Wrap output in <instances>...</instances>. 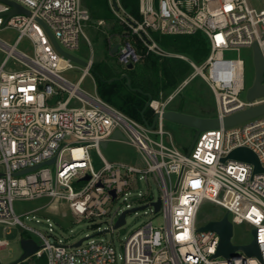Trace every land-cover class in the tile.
<instances>
[{
    "label": "built area",
    "instance_id": "1",
    "mask_svg": "<svg viewBox=\"0 0 264 264\" xmlns=\"http://www.w3.org/2000/svg\"><path fill=\"white\" fill-rule=\"evenodd\" d=\"M12 1L29 14L7 17L12 6L0 2V31H19L12 44L0 38V51L5 54L0 61V224L5 231L21 226L23 232L37 236L39 240L22 235L21 239H34L40 249L33 256H45L47 264H264V172L255 173L254 164L246 161H222L234 149L247 147L264 168V114L201 131L190 153L176 145L163 117L196 75L213 92L216 117L221 121L264 104V96L248 97L254 83L247 89L244 59L225 56L243 47L253 50L257 43L264 57V0L260 7L248 0H139L138 16L121 0H116L117 9L109 0L115 17L126 26L127 40L119 43L117 52L125 68L143 59L141 46L160 58L183 59L192 69L166 98L148 99L153 113L143 121L80 87L90 74L93 59L87 60L90 65L83 68L77 82L63 75L75 65L56 49L51 35L70 53L79 47L81 36L87 38L90 13L82 0ZM155 32L201 33L209 52L198 64L163 46ZM24 38L31 52L18 49ZM244 91L246 100L240 97ZM117 130L139 149L144 167L103 156V141H110ZM93 150L100 166H96ZM52 158L55 161L48 164ZM37 165L41 166L32 170ZM138 175L146 181L153 175L162 194L155 200L139 193L134 198L139 204L136 207L162 212L165 224L156 226L149 221L142 225L126 239L120 257L111 241L84 240L78 246L62 240L51 242L14 210L16 199H59L80 218L108 217L110 224L102 232H113L125 210L112 213L110 207L121 196L128 201L130 189L140 181ZM205 200L224 208L233 225L246 223L257 230L262 260L242 250L230 258L214 257L219 234L199 230L198 215ZM157 201L159 209L154 205ZM126 206L127 210L135 208L131 203ZM9 243L8 238H0V249Z\"/></svg>",
    "mask_w": 264,
    "mask_h": 264
},
{
    "label": "rangeland",
    "instance_id": "2",
    "mask_svg": "<svg viewBox=\"0 0 264 264\" xmlns=\"http://www.w3.org/2000/svg\"><path fill=\"white\" fill-rule=\"evenodd\" d=\"M248 1L251 5L256 7H260L261 5L260 0ZM125 32L126 26L118 21L116 17L109 21L90 20L85 27L87 38L81 36L79 47L71 52L84 60L93 59L92 66L106 61L109 67L113 69L116 74H119L122 71V67L120 66L118 55L115 56L112 54V48L123 41L122 37L125 35ZM18 36L19 31L15 28H5L0 31V38L11 44L15 42ZM18 49L31 52V47L27 38H24L18 44ZM184 54L194 59L198 64L202 62L188 53ZM4 56L5 54L0 51V61ZM225 56L228 58L240 57L244 59L246 87L249 89L254 83L256 74L253 61V50L243 47L239 51L226 52ZM142 63L143 61L140 62L138 66H141ZM74 65L75 67L64 71L63 75L75 83L81 76L84 66L75 62ZM191 72L192 69L186 76ZM80 87L89 94H98L97 79L92 70H90V74L82 79ZM166 96L167 93H161L158 99L163 100ZM240 97L246 100L247 91H244ZM168 109L182 110L211 117H216L218 112L213 92L199 75L194 76V78L189 81L180 94L177 95L174 101L168 106ZM165 124L166 128L172 133L176 145L182 150L189 149L195 139L196 129L168 120H165ZM66 140H70V137H67ZM93 153H95L94 150ZM102 154L109 161L141 167L146 165L139 149L135 145L122 140L110 141L108 147H102ZM95 163L96 166H100L101 164L97 154L95 155ZM0 169H3V166H1ZM140 176L141 175H138L137 178L140 179ZM139 193L147 194L148 198H154L155 200H158L162 194L153 175H150L148 181L143 178L135 182L127 197L128 201H125L124 197L121 196L112 203L110 207L111 212L114 213L116 211L122 212L127 210V203H131L132 207L138 206L139 204L134 201V198L138 196ZM13 206L15 213L21 216V219L26 225L39 230L46 235L51 242L62 240L69 244H75L82 239H84L85 242L92 240L95 242L111 241L116 249L118 257L123 254V245L126 239L142 225L149 221H152L156 226L165 224V218L162 212L154 213L147 207L146 209H139L127 213L125 225L118 227L113 232H102L104 229L108 228L110 224L108 217H95L92 219L80 218L71 212L67 202L59 199L47 197L34 200L16 199L14 200ZM225 213V209L221 206L205 200L198 215L199 224L203 226L210 220H218ZM252 230L253 227L246 223L234 224L232 242L236 245L250 243L254 238ZM21 235L22 237H33L35 240H39L38 237L32 233L23 232L21 226H14L5 231L3 225L0 224V238H8L10 240L7 247L0 249L1 264H10L21 257L23 253ZM238 252H241V250ZM25 263L24 261V264Z\"/></svg>",
    "mask_w": 264,
    "mask_h": 264
},
{
    "label": "trees",
    "instance_id": "3",
    "mask_svg": "<svg viewBox=\"0 0 264 264\" xmlns=\"http://www.w3.org/2000/svg\"><path fill=\"white\" fill-rule=\"evenodd\" d=\"M121 1L133 14L139 15V0ZM82 4L89 11L91 21H109L115 17L109 0H82ZM155 37L166 48L179 53H188L197 60H202L209 52L207 39L201 33L165 35L155 32ZM122 40H127L125 35ZM139 50L144 55L140 61H143L141 66H138L139 62L129 69L120 63L122 71L116 74L106 61H102L93 65L91 70L96 76L97 91L103 100L130 117L143 121L144 116L147 118L153 113L149 107L144 110L149 97L159 98L161 93H170L190 71V66L180 58H160L148 53L141 46ZM124 73L130 79V85L127 84L128 78L122 77ZM25 262V264H47L43 255L32 256Z\"/></svg>",
    "mask_w": 264,
    "mask_h": 264
},
{
    "label": "water",
    "instance_id": "4",
    "mask_svg": "<svg viewBox=\"0 0 264 264\" xmlns=\"http://www.w3.org/2000/svg\"><path fill=\"white\" fill-rule=\"evenodd\" d=\"M0 2H4V3L12 6V9L6 13L7 17H10L11 15H13L15 13L29 14L28 10H26L21 5L17 4L16 2H14L12 0H0ZM113 5L116 9L118 8L116 0H113ZM51 39H52L56 49L63 56L69 58L70 60H72L73 62H75L81 66L89 67L90 64L87 60H84V59L76 56L75 54L67 52L64 49H62V47L59 45V43L57 42V40L54 38L53 35H51ZM118 50H119V44H116L112 48V54L115 55L118 52ZM253 61H254V65H255L256 74H255L254 85L250 88V90L248 92V97L251 100L255 99L257 97H260V96H264V84H263V82H264V57H263L262 52H261L257 43H255L253 45ZM133 67H134L133 63H130L128 65L129 69H131ZM122 77L128 78V76L126 74H123ZM127 84L130 85V79L129 78H128ZM151 97L152 96L149 97V100L151 99ZM149 100L146 101L144 110H146L148 108ZM261 114H264V104L256 106V107L248 109V110H245V111L238 112V113L230 115V116H227L222 121L218 117H201V116L187 114V113H184V112L179 111V110L176 111V110H170V109L163 113V117L168 121H173V122L180 123V124H183L186 126H190V127H193L196 129L195 139L193 140L191 146L188 149V153H190V151L192 150V148H193V146H194V144H195V142H196L201 131L207 130V129L218 128L221 126V124H223L224 126L236 125V124H239L245 120H248L250 118L256 117V116L261 115ZM157 118H158V115H156L154 122H153V125L156 123ZM121 140L128 142L127 137L122 133V131L117 130V131H115V133L112 136L110 141H121ZM110 141L109 140L103 141L102 147L103 148L108 147V144ZM228 158L246 161V162L254 164L255 173H263L264 172V168L262 167L256 153L247 147H239V148L234 149L227 157H224L222 159V161L224 162ZM54 161H55V158H52L51 160L47 161V163L51 164ZM39 166H41V165H37V166L33 167L32 170L38 168ZM23 172H25V171H23ZM17 174H21V172H18ZM154 205L156 206V209H159L160 201L155 202ZM139 208L142 209V208H144V206L143 207H135V208H132L130 210H125L121 214L118 222L116 223V227H119V226L125 224L126 215H127L128 211L133 212V211L138 210ZM199 230H201V231L213 230L219 234L220 242H219V245H218V248H217V251H216V254L214 255V257L224 256V257L230 258L232 256H235L237 253H239L238 252L239 250H242L247 255L256 256L260 260H262V253H261L260 246L258 245L257 239H256L257 230L256 229L252 230L254 238L250 243L244 244V245L234 244L232 242L233 224L229 220L227 213H225L218 220H210L207 224L200 227ZM83 241H84V239L78 241L74 245L78 246ZM21 246L23 249V253H22L21 257L15 261L11 262L10 264H19L21 262H24L27 259H29L30 257H32L33 255H35V253L40 249V246L32 238H22L21 239ZM0 264H1V262H0Z\"/></svg>",
    "mask_w": 264,
    "mask_h": 264
},
{
    "label": "crops",
    "instance_id": "5",
    "mask_svg": "<svg viewBox=\"0 0 264 264\" xmlns=\"http://www.w3.org/2000/svg\"><path fill=\"white\" fill-rule=\"evenodd\" d=\"M178 111V110H176ZM180 111V110H179ZM182 111V110H181ZM184 113H187V114H191V115H196V116H201V117H211V116H207V115H197V114H194V113H190V112H185V111H182Z\"/></svg>",
    "mask_w": 264,
    "mask_h": 264
}]
</instances>
